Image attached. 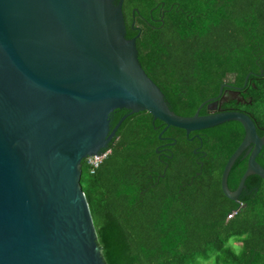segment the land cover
Instances as JSON below:
<instances>
[{"label":"trees","instance_id":"trees-1","mask_svg":"<svg viewBox=\"0 0 264 264\" xmlns=\"http://www.w3.org/2000/svg\"><path fill=\"white\" fill-rule=\"evenodd\" d=\"M123 15L125 38L137 36L138 61L172 112L192 116L227 75L237 85L248 76L251 103L231 105L264 135V0H124ZM116 111L110 130L125 119L104 149L109 156L93 174L86 159L81 163L80 186L105 264H264L262 180L247 177L237 202L220 186L242 126L225 122L190 133L189 141L173 127L161 134L164 124L147 112ZM162 137L174 141L171 156L161 157L165 164L156 153ZM200 144L201 157L193 153ZM242 156L228 174L231 191L246 170ZM256 161L264 168V146Z\"/></svg>","mask_w":264,"mask_h":264},{"label":"water","instance_id":"water-1","mask_svg":"<svg viewBox=\"0 0 264 264\" xmlns=\"http://www.w3.org/2000/svg\"><path fill=\"white\" fill-rule=\"evenodd\" d=\"M122 4L0 0V264H105L80 186L81 163L114 138L125 119L110 130L115 110L147 112L164 124L161 134L238 122L244 136L223 168L221 191L237 202L256 175L264 196L256 161L264 135L253 120L237 111L210 113L226 100L223 86L192 116L172 112L138 61L137 36L125 38ZM241 155L246 170L231 191L228 174Z\"/></svg>","mask_w":264,"mask_h":264},{"label":"flooded vegetation","instance_id":"flooded-vegetation-1","mask_svg":"<svg viewBox=\"0 0 264 264\" xmlns=\"http://www.w3.org/2000/svg\"><path fill=\"white\" fill-rule=\"evenodd\" d=\"M114 2L117 3L118 0H114ZM123 6H124V0H123V4H122V13H123ZM161 20H162L161 18L160 19L157 18L154 21H161ZM132 26H133V23L131 24V27ZM228 76L229 75H227L223 79L222 83L220 84V86H223L222 87L221 96L224 95V98L226 100H223V102L221 104L217 103L216 105H214L211 108L210 113H218V112H226V111H237L238 109L235 106L231 105V103H235L236 105L241 104L243 102L246 103V101H249V104L251 103V98H250V96L247 95L248 90L244 89V87H246V85H247L248 78H247L246 81L244 80L242 85H237L236 82H235V76L234 75H231V77H228ZM246 77H248V76H246ZM252 77H254V76H252ZM260 77L261 76H259V75H255L254 78L257 80V79H260ZM227 78H228V80H227ZM231 89H234V90H231ZM218 91H219V89H218ZM217 96H218V92H217V94L215 96L210 97V98H216ZM210 98H208V99H210ZM245 103H243V104H245ZM203 108H204V113L200 114V112H199V115H205L206 114V106H203L201 109H203ZM115 111L112 114V116H110L113 119H115V117L117 116V113H118L117 111L116 112ZM237 112H240V111H237ZM191 133H193V132H191ZM188 136H186V137H188ZM194 136H197V135H194ZM160 139H161L162 143L160 145H158V147L156 149V153L159 155L158 157L160 158V162L162 164H165V161L163 159H161V157L169 158L171 156L169 154V152L171 151V149L169 147L174 145V141H173L172 137H162ZM188 139H189V141L193 140L192 137H190V138L188 137ZM193 153L198 155L199 157L203 156L204 151L202 150V145L200 144L199 146H197V148L193 150Z\"/></svg>","mask_w":264,"mask_h":264},{"label":"built area","instance_id":"built-area-1","mask_svg":"<svg viewBox=\"0 0 264 264\" xmlns=\"http://www.w3.org/2000/svg\"><path fill=\"white\" fill-rule=\"evenodd\" d=\"M109 154V149H103L99 155L86 158V164L88 165L89 172L93 174L99 168L100 164L109 156ZM235 213V211L231 212L229 215H227V219L232 218Z\"/></svg>","mask_w":264,"mask_h":264},{"label":"rangeland","instance_id":"rangeland-1","mask_svg":"<svg viewBox=\"0 0 264 264\" xmlns=\"http://www.w3.org/2000/svg\"><path fill=\"white\" fill-rule=\"evenodd\" d=\"M228 77H231V76H228ZM227 80H228V78H227ZM229 244L232 246V247H234V248H239V244L238 243H236L235 241H230L229 242ZM203 264H214V262L213 261H207V262H204Z\"/></svg>","mask_w":264,"mask_h":264}]
</instances>
